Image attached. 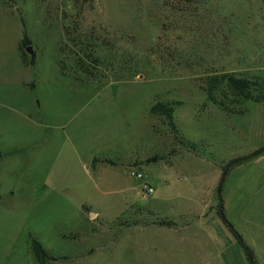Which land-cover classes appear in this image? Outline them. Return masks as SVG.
I'll return each instance as SVG.
<instances>
[{"label":"rangeland","instance_id":"1","mask_svg":"<svg viewBox=\"0 0 264 264\" xmlns=\"http://www.w3.org/2000/svg\"><path fill=\"white\" fill-rule=\"evenodd\" d=\"M167 3L0 0V264H41L33 238L44 264H225L221 203L264 264V102L227 112L203 88L264 76V0ZM69 36L97 44L102 76L63 73ZM159 100L183 101L176 128Z\"/></svg>","mask_w":264,"mask_h":264},{"label":"trees","instance_id":"2","mask_svg":"<svg viewBox=\"0 0 264 264\" xmlns=\"http://www.w3.org/2000/svg\"><path fill=\"white\" fill-rule=\"evenodd\" d=\"M198 2L207 4L208 0H178L180 4L167 3V6H171L174 9L180 11H189V5L192 2ZM184 7V8H183ZM76 45V49L70 48L68 41L61 48L62 57L60 59V65L64 74L71 75L78 81L91 80L93 78H99L103 74L102 67L105 65L104 59H102L99 50L96 45L87 46L84 45V40L80 38L76 41V38H68ZM23 44L31 43L28 36H25ZM35 58L33 57L32 60ZM128 78L124 67L122 68V76L119 79ZM204 90L210 101L218 105L221 109L232 112L241 113L245 112L244 103L246 101L264 102V76L261 75H238L234 71H220L214 70L206 76ZM183 104L181 100L174 101H162L159 100L154 103L150 108V114L154 116H160L165 118L173 128H176L174 114L176 108ZM262 151V150H261ZM259 153V152H258ZM256 153V154H258ZM259 155V154H258ZM247 159L246 157L237 158V163ZM85 208L87 206H84ZM224 211V204H220L219 214L222 218L220 211ZM225 225L227 224L222 218ZM161 225L173 227L176 224L173 220H162ZM228 225V224H227ZM231 231L232 228L228 225ZM32 249L39 263L44 264L48 258V251L44 245L36 238L32 239ZM250 251V250H249ZM251 264H256L250 251ZM253 258V259H252Z\"/></svg>","mask_w":264,"mask_h":264},{"label":"crops","instance_id":"3","mask_svg":"<svg viewBox=\"0 0 264 264\" xmlns=\"http://www.w3.org/2000/svg\"><path fill=\"white\" fill-rule=\"evenodd\" d=\"M226 209H228V203H227ZM210 214H212V213H210ZM209 220H214V222H213L214 225L216 224L217 228H219L223 232L226 239L229 238V245L226 247L224 254H223L224 263L225 264H247L246 259L248 258V256L244 255L242 248L239 246V244L237 242V240L239 241V239H238L237 235L235 234V232L230 230V228L228 227L229 224L226 222L228 224V225L226 224L227 231L228 232L230 231L228 234L227 231L223 230V228L221 227V224H219L216 216H211L209 218ZM231 237H233L236 242ZM245 254H246V251H245Z\"/></svg>","mask_w":264,"mask_h":264},{"label":"built area","instance_id":"4","mask_svg":"<svg viewBox=\"0 0 264 264\" xmlns=\"http://www.w3.org/2000/svg\"><path fill=\"white\" fill-rule=\"evenodd\" d=\"M130 174L132 176H137V177H140V178H144L145 177V174L142 172V171H139L135 168H133L131 171H130ZM155 191V188L152 184L148 183V182H145L144 183V186H143V190H142V193H143V196L144 197H148V196H151Z\"/></svg>","mask_w":264,"mask_h":264},{"label":"water","instance_id":"5","mask_svg":"<svg viewBox=\"0 0 264 264\" xmlns=\"http://www.w3.org/2000/svg\"><path fill=\"white\" fill-rule=\"evenodd\" d=\"M27 50H28V52H30L31 54L33 53L31 47H29ZM263 149H264V148H262L261 150H263ZM261 150H258V151H256V152H254L253 154L258 153V152H260ZM231 163H232V162H230V163L227 165V167H229V166L231 165ZM226 172H227V169H225L224 172H223L222 179H221V184H222V182H223V180H224V178H225ZM221 184H220V185H221ZM220 213H221V215H222V218L225 220V222H227V223L229 224V226L232 228V230L235 232V234L237 235L238 239H239L240 242L243 244V246H244V248H245V251L247 252L248 256L251 258V254H250V251H249L248 247H247V246L245 245V243L243 242L241 236H240V235L234 230L232 224H230V223L227 221V218H226L225 215H224V211L221 210Z\"/></svg>","mask_w":264,"mask_h":264}]
</instances>
